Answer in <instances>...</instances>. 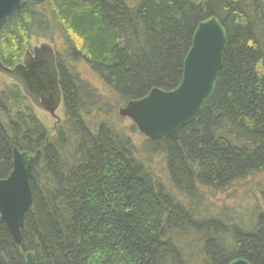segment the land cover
Listing matches in <instances>:
<instances>
[{
    "label": "trees",
    "instance_id": "1",
    "mask_svg": "<svg viewBox=\"0 0 264 264\" xmlns=\"http://www.w3.org/2000/svg\"><path fill=\"white\" fill-rule=\"evenodd\" d=\"M213 17L228 44L214 95L177 140L136 147L115 124L118 108L178 88L194 33ZM1 32L8 68L33 41L60 42L64 119L51 134L20 86L0 89V179L14 149L43 152L20 245L0 216V264L28 253L38 264H264V213L249 229L214 215L204 195L264 175V0H46ZM82 63L109 96L78 73Z\"/></svg>",
    "mask_w": 264,
    "mask_h": 264
},
{
    "label": "water",
    "instance_id": "2",
    "mask_svg": "<svg viewBox=\"0 0 264 264\" xmlns=\"http://www.w3.org/2000/svg\"><path fill=\"white\" fill-rule=\"evenodd\" d=\"M45 1L0 0V35L3 27L21 14L26 4L38 6ZM194 34L192 48L184 61L181 85L172 92L153 89L146 97L130 101L119 110L118 115L131 119L149 140H177L180 130L195 122L216 91L228 45L227 33L221 22L213 17L202 21ZM0 74L20 86L35 108L54 117L58 109L55 101L60 100L61 91L56 54L51 44L44 43L26 51L22 63L15 68L0 62ZM42 155L41 150L29 153L14 149L13 170L7 179H0V216L17 245L21 244V230L33 202L31 174ZM24 264H38L35 255L28 253ZM229 264L250 263L235 259Z\"/></svg>",
    "mask_w": 264,
    "mask_h": 264
},
{
    "label": "rangeland",
    "instance_id": "3",
    "mask_svg": "<svg viewBox=\"0 0 264 264\" xmlns=\"http://www.w3.org/2000/svg\"><path fill=\"white\" fill-rule=\"evenodd\" d=\"M44 43L51 44L49 41L36 40L32 42L31 47L35 48ZM51 45L53 49H58L60 42ZM76 69L83 79L91 83L100 94L109 96L106 86H104L94 74L89 72L83 63L78 64ZM12 83L13 81L0 74V89H4L5 86L11 85ZM59 107L60 108L55 111L54 117L46 111L34 107L37 118L41 120L46 130L51 134L64 119L63 104L61 103ZM120 109H122V107L118 108V112ZM115 124L119 128H122L128 137L132 138L136 147L141 148L142 144L146 141V137L139 131L133 130L134 124L131 119H122L120 122L116 121ZM152 169H154L159 179L168 184L165 164L162 158L156 157ZM204 195L205 200H207L208 209L212 211L214 215L226 217L227 219L231 218L235 224L245 225L250 229L256 224L258 213H264V175H256L237 183L232 186V189L226 192L216 193L207 191Z\"/></svg>",
    "mask_w": 264,
    "mask_h": 264
},
{
    "label": "flooded vegetation",
    "instance_id": "4",
    "mask_svg": "<svg viewBox=\"0 0 264 264\" xmlns=\"http://www.w3.org/2000/svg\"><path fill=\"white\" fill-rule=\"evenodd\" d=\"M59 96H60V100H61V101H60L59 99H58V101H57V100L55 101V102H58V106H57L58 109L60 108L59 106L61 105V103H62V101H63V97L61 96V92H60V95H59ZM54 98L57 99L58 97L55 96ZM55 99H54V100H55ZM59 101H60V102H59ZM58 109H57V110H58Z\"/></svg>",
    "mask_w": 264,
    "mask_h": 264
},
{
    "label": "bare ground",
    "instance_id": "5",
    "mask_svg": "<svg viewBox=\"0 0 264 264\" xmlns=\"http://www.w3.org/2000/svg\"><path fill=\"white\" fill-rule=\"evenodd\" d=\"M17 17V16H16ZM54 50V49H53ZM56 54V53H55ZM22 63V62H21ZM20 64V63H19ZM18 64V65H19ZM17 66V65H16ZM15 68V67H14ZM125 108V107H124ZM119 113V112H118ZM134 124V123H133ZM135 125V124H134ZM137 127V126H136ZM138 129V128H137ZM139 131V130H138ZM141 133V132H140ZM142 134V133H141ZM144 136V135H143ZM146 137V136H145ZM147 138V137H146ZM148 139V138H147Z\"/></svg>",
    "mask_w": 264,
    "mask_h": 264
}]
</instances>
